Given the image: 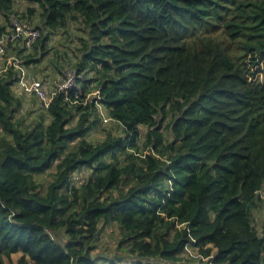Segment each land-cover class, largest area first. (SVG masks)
<instances>
[{"label": "trees", "instance_id": "16d2710c", "mask_svg": "<svg viewBox=\"0 0 264 264\" xmlns=\"http://www.w3.org/2000/svg\"><path fill=\"white\" fill-rule=\"evenodd\" d=\"M14 15L39 31L26 71L76 25L80 92L26 127L0 74V264H264V0H0V35Z\"/></svg>", "mask_w": 264, "mask_h": 264}, {"label": "rangeland", "instance_id": "374dc122", "mask_svg": "<svg viewBox=\"0 0 264 264\" xmlns=\"http://www.w3.org/2000/svg\"><path fill=\"white\" fill-rule=\"evenodd\" d=\"M26 6V2H19L17 3L16 9H24V7ZM0 22L3 23L1 16ZM80 36L82 35H80V33L77 31L76 25L70 26L66 31L61 30L53 32L52 35L49 36V40L46 44V53H44L43 55L39 54L38 56V58L41 59L39 65L35 68L30 66L27 69L28 73L34 77L56 79L58 77H61L62 74L66 73L67 70L75 72L76 68H74L73 65H75V63L80 57V54L76 51V48L78 47L77 37ZM13 94L17 99H19L21 103V107L18 113L15 114V117L21 119L23 121V124L27 127L40 115L38 112H36L38 110L37 103L34 99L28 98L20 94L19 92H13ZM167 124L168 120L164 122L163 126L166 127ZM103 128H101L96 133H91L88 139L91 141L103 139L104 133L101 130L106 129L107 131H110L112 133H116V131H119L117 125L110 123V121L107 124H104ZM164 131L166 134V138L169 141L170 137L167 128H165ZM87 175L88 171L84 169L80 174H77L75 178H77L76 180H78V178H84ZM39 180L41 183H43V186L45 188L50 182L51 176L50 174L43 175L42 177H39ZM260 196V206L252 213V225L258 232V234L264 231V191L261 193ZM118 239V230L113 227H106L103 232V235L97 241L98 253H102L107 259L113 258L116 241ZM19 257V254L13 255L11 263L7 262V264H17ZM197 258H199V260L205 261L204 259H202L201 256L198 255L196 250L188 248L182 258V264L186 263L188 259H191L193 262Z\"/></svg>", "mask_w": 264, "mask_h": 264}, {"label": "built area", "instance_id": "2783aa9c", "mask_svg": "<svg viewBox=\"0 0 264 264\" xmlns=\"http://www.w3.org/2000/svg\"><path fill=\"white\" fill-rule=\"evenodd\" d=\"M19 12H22V8ZM2 20L4 23V19ZM38 38L39 31L29 25L26 20L16 15L9 17L8 28L6 32L0 35V74L9 68H13L17 72V77L12 86V91L34 99L37 103V109L47 111L58 95H67L74 89L76 93L80 92V86L74 71L67 70L66 73L56 79H44L31 76L21 66L14 51L22 50V48L27 49L25 52L32 50Z\"/></svg>", "mask_w": 264, "mask_h": 264}]
</instances>
